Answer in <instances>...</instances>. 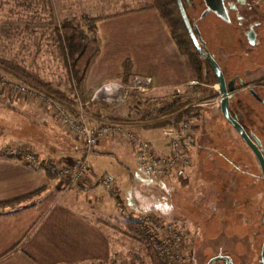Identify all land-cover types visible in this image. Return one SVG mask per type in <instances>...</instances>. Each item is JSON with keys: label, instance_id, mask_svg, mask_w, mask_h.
<instances>
[{"label": "rangeland", "instance_id": "1", "mask_svg": "<svg viewBox=\"0 0 264 264\" xmlns=\"http://www.w3.org/2000/svg\"><path fill=\"white\" fill-rule=\"evenodd\" d=\"M237 1L234 0L237 11L230 12L231 23L213 12L204 14L203 0H192L191 4L186 2V7L190 18L196 22L208 52L218 60V65L228 75H238V81H247L250 76L258 75L264 69V33L258 46L247 48L242 33L234 27L238 25L235 17L247 16V9L249 11V5H252L259 9L264 18V2L247 0L250 4L242 5ZM144 5L145 0H0V59L17 63L59 88L68 100H73V103L62 102L74 110L82 111L88 118L89 114L94 113L96 105L101 109L105 106L97 103L84 106L85 97L74 88L59 57L52 27L64 18L77 20L83 14H88L99 19L144 8ZM152 13L158 14L155 10ZM136 22L141 24L146 23V20L138 19ZM129 25L135 24L119 22L114 25L115 32L120 33L124 26L129 28ZM113 41L106 39L105 45ZM124 43L129 46V41ZM157 55L162 58L164 53L159 52ZM182 55L190 64L189 58ZM193 74L191 71L192 77ZM200 83L197 89L183 93L180 97L181 101L191 100L188 105L190 109L195 108L191 106L193 103L218 95L216 83L212 86ZM256 88L255 85L253 89ZM211 90H215L216 95H208ZM257 95L261 101L245 90L235 96L232 103L237 99L242 102V122L247 131L260 141L264 155V92H257ZM80 103L83 105L80 106ZM209 106L198 108L197 128H194L196 148L206 150L203 155L207 161H204L202 169L205 175L200 178L203 174H200L201 169L195 164L196 176L186 187L179 182L166 180V175L150 179L142 177L136 158L129 154L128 147L123 150L117 147L113 154H101L102 146H97L90 155V164L98 176L109 177L116 185L118 193L114 197L100 184L102 193L113 198V201L108 198L111 212L117 211V215L126 218L117 209L116 201L119 199L130 215L154 213L175 227V233L182 243V256L175 264H205L208 259L220 255L231 257L233 264H249V260L258 255L264 237L262 172L253 152L239 136L240 147L235 150L231 148L230 139L225 135V127L231 126L220 114L218 106ZM232 107L235 109V104ZM43 109L42 104L30 97H19L14 93L0 94V145L5 142L21 145L22 140H26L25 143L36 141L34 127L25 130L30 123H34L36 132L45 135L46 138L39 135V140L51 139L50 133L46 132L47 126L40 121L41 115L48 113ZM214 109L217 117L208 118L207 110ZM215 127L218 129L215 130ZM25 145L32 147L29 143ZM6 147L1 148L2 151ZM81 153L82 149L76 156L79 157ZM234 169L238 170L235 174ZM229 173H232V177ZM122 221L121 249L115 259L112 258L106 264H152L143 244V229L132 218ZM240 252L245 256L239 258ZM192 255L197 256L198 262H190Z\"/></svg>", "mask_w": 264, "mask_h": 264}, {"label": "crops", "instance_id": "2", "mask_svg": "<svg viewBox=\"0 0 264 264\" xmlns=\"http://www.w3.org/2000/svg\"><path fill=\"white\" fill-rule=\"evenodd\" d=\"M152 12V9L139 8L97 19L100 53L90 65L80 92L86 102L103 83H123V62L129 60V82L134 78H149V90L145 94L129 91L124 103L110 108L103 106L104 110L110 118L135 123L137 132L151 143L154 151L168 153L171 133L165 127L156 126L161 118L147 116L168 107L175 98L180 100L183 93L197 89L201 83L194 72V77L191 76L193 70L190 64L183 58L160 16ZM138 19L146 20V23L136 22ZM127 21L135 25L124 26L123 31L116 33L114 25ZM106 39L114 41L105 45ZM121 39L129 41V46ZM159 52L164 53L162 58L157 55ZM100 110V106L96 105L94 113L88 115L92 125L103 118ZM194 112L187 120L196 129L198 115ZM215 112V109L207 110V117L216 118ZM40 121L47 126L46 132L50 133L51 139L39 140V135L46 137L42 132H36L34 123L25 128L34 127V138L37 140L27 143L35 153L59 166L64 165L68 158H76L82 145L65 132L60 120L48 112L41 115ZM195 129L190 142L192 166L174 170L165 176L166 180L179 182L183 187L188 186L196 176L193 166L197 164L200 174H203L204 161H207L203 155L206 150L196 148ZM225 131L231 148L238 149L237 132L233 127H225ZM22 141V144H27L26 140ZM9 145L12 143L0 145V202L37 190L40 192L29 200L0 210V264H106L115 259L122 245V220L129 221V218L110 211L108 200L113 201V198L102 193L98 174L93 171L82 183L72 185L63 176L58 173L53 176V172L39 164H27L19 157L5 154L2 149ZM97 146H102L101 154H113L117 147L121 150L128 147L129 154L135 157L132 148L118 136L105 137ZM216 167L219 168V165ZM237 171L234 169V174ZM229 176L232 177V173Z\"/></svg>", "mask_w": 264, "mask_h": 264}, {"label": "built area", "instance_id": "3", "mask_svg": "<svg viewBox=\"0 0 264 264\" xmlns=\"http://www.w3.org/2000/svg\"><path fill=\"white\" fill-rule=\"evenodd\" d=\"M262 1L264 2V0ZM150 83L149 78H134L133 81L128 83L106 82L95 89L91 97L83 104L85 106L97 103L110 108L124 103L129 91L145 94L149 90L148 85ZM7 93H14L19 97H30L42 104L45 110L60 120L65 132L82 145V153L79 157L68 158L64 165L59 166L56 163L42 159L32 147L25 144L8 146L4 149V152L19 157L27 164H39L50 172L58 173L69 184H80L93 172L90 155L102 139L110 136L120 137L134 150L138 171L146 179L165 176L174 170L187 168L191 165L190 142L193 137V125L189 121L182 120L177 127L169 126L167 128L171 133L170 150L168 153H160L154 151L151 143L137 132L135 123L110 118L107 110L101 109L100 113L103 118L98 124L92 125L82 111L74 110L40 86L14 75L0 66V94ZM209 100L212 103L219 104L220 95L197 101L191 106L195 108L203 107L209 104ZM83 104L80 103V106ZM176 116L177 113L167 115L162 117L160 121H170L175 119ZM98 182L112 196L117 197L118 190L111 178L98 176ZM116 206L121 215L134 219L142 229L152 235V241H159L167 256L172 257L175 263L181 259L180 239L171 223L166 222L154 213L132 216L119 199L116 201Z\"/></svg>", "mask_w": 264, "mask_h": 264}, {"label": "trees", "instance_id": "4", "mask_svg": "<svg viewBox=\"0 0 264 264\" xmlns=\"http://www.w3.org/2000/svg\"><path fill=\"white\" fill-rule=\"evenodd\" d=\"M183 8L189 23L196 25L190 18L187 3H192V0H181ZM144 9L155 10L160 16L161 20L165 24L171 38L174 40L179 51L189 58L190 66L196 75L198 82L207 83L209 85L215 84L214 73L208 63V61L198 54L193 46V43L188 35L185 25L182 21L176 0H145ZM94 17L83 14L81 19L64 18L58 24L53 25L52 30L56 35V45L59 52V57L62 60L64 68L68 71L69 77L76 90L81 91L84 79L87 75L90 65L94 62L100 53V39L97 37V27ZM0 64L3 65L7 70L12 72L14 75L21 76L27 80L40 86L57 99L73 103V100H68L66 95L59 90V88L53 86L50 82L41 79L36 73L29 71L17 63L8 60L0 59ZM131 76V63L129 60L123 62V83H128ZM204 95L203 92H201ZM215 90H211L208 95L215 94ZM216 95V94H215ZM204 96H207L205 94ZM191 100L180 101L179 98L172 100V103L158 111L153 115L147 117L152 119H159L167 115L177 113L175 119L170 121H160L156 124L159 127L175 126L178 122L184 120L188 121V117L191 116V112L195 111V115H198V108H188ZM240 107L242 108V102L239 101ZM244 129L246 125L241 122ZM193 128H195L193 126ZM54 176V173H52ZM57 175V174H55ZM185 184V183H184ZM40 190L34 191L27 195L17 197L15 199L1 201L0 210L13 207L25 200H29L37 195ZM130 219V217H129ZM141 234L144 236V246L150 256L152 264H175L172 257L167 256L164 251L162 244L156 240L152 241V235L146 233L143 229ZM142 236V237H143ZM180 241V245H181Z\"/></svg>", "mask_w": 264, "mask_h": 264}, {"label": "water", "instance_id": "5", "mask_svg": "<svg viewBox=\"0 0 264 264\" xmlns=\"http://www.w3.org/2000/svg\"><path fill=\"white\" fill-rule=\"evenodd\" d=\"M206 6V10L204 14L208 12H213L217 14L219 17L226 19L227 14L225 10V6L223 0H203ZM182 21L185 25V28L188 32V35L193 43L196 51L202 55L209 63L215 77V83L218 88V94L220 95V112L222 117L233 127V129L237 132L243 142L251 149L253 152L262 172V177L264 180V155L261 151V143L255 136H250L244 127L237 121L230 113V97L234 93V81L231 80L226 83L223 72L218 65L217 61L213 58V56L208 52L207 48L204 45H200V32L196 25H192L189 23V20L186 16L185 10L183 8L181 0H176ZM251 94L257 99L261 100L257 93L251 89ZM218 260H224L226 264H231L230 258L228 256H215L208 260L206 264H212ZM264 264V237L261 248V263Z\"/></svg>", "mask_w": 264, "mask_h": 264}, {"label": "flooded vegetation", "instance_id": "6", "mask_svg": "<svg viewBox=\"0 0 264 264\" xmlns=\"http://www.w3.org/2000/svg\"><path fill=\"white\" fill-rule=\"evenodd\" d=\"M237 2L239 4H242V5L250 4V2L247 1V0H238ZM223 3H224L226 14H227V18L224 19V20L229 22V23H231L232 22V17L230 16V12L234 11V10L237 11V6H236V4H234V0H223ZM249 9H250L249 11L247 9V12H248V13H246L247 16H245V15L244 16H242V15L238 16L237 15L235 17L237 19V24L238 25H236L234 27L242 33L241 37H242L243 40H245L246 47L247 48H252L254 46H258L259 45L261 36H263V33H264V18L262 16L261 12L259 11V9H257L255 6L249 5ZM204 10H206V6H205ZM216 16H218V15L216 14ZM200 38H201L199 40L200 41V45L201 46L204 45L206 47L201 33H200ZM248 50L249 49H247V51ZM247 51H245V52H247ZM221 53H222V51H221ZM217 62H218V60H217ZM221 70L223 72V75H224L226 83H228L231 80L234 81V84H233L234 85V93L230 97V113L241 124V122L243 121L242 120L243 113H242V108L240 107V104H239L240 100L237 99L235 101V103H232V99L235 96H237L240 92H243L245 90L247 91V93L249 95L253 96L251 94L250 90L253 89V87L255 88V85L257 86V88H256L257 91L255 89H253V90L256 93L260 92V91L264 92V69H262L260 74H258V75L255 74L253 76H250V78H248L247 81H238V78H239L238 75H228V73H226L225 69L221 68ZM258 101H261V100H258ZM262 102H264V101H262ZM232 104H235V109H233ZM208 105H210L209 106L210 108H213L214 106H218L219 111H220L219 104H215V103H212L210 101ZM220 114H221V112H220ZM228 125H230V124L228 123ZM247 133L250 136H252V137L255 136L251 132L247 131ZM262 242H263V240H262ZM261 248H262V243L260 245V251H259L258 255H256V257L250 259L249 262H251V263H249V264H260L261 263ZM242 255L245 256V254H242V252H240L238 257L241 258ZM221 256H226V255H221ZM229 258H230L231 264H233L232 258L231 257H229ZM208 260L206 261V263L208 262ZM196 261L198 262L197 256L192 255L191 259H190V262H195L196 263ZM240 263H241V261H240ZM198 264H200V263H198ZM212 264H226V263H225L224 260H218L216 262H213Z\"/></svg>", "mask_w": 264, "mask_h": 264}]
</instances>
